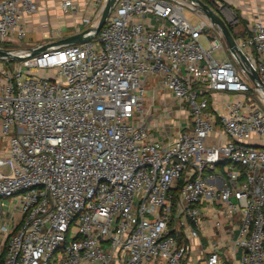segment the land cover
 <instances>
[{
    "label": "built area",
    "instance_id": "obj_1",
    "mask_svg": "<svg viewBox=\"0 0 264 264\" xmlns=\"http://www.w3.org/2000/svg\"><path fill=\"white\" fill-rule=\"evenodd\" d=\"M45 1L0 0V264H187L189 239L228 227L195 264H264L262 20L205 4L244 23L231 34L244 60L195 0H117L89 43L12 49ZM106 2L91 0L73 35ZM57 9L80 16L73 0ZM225 52L237 68L215 58ZM148 82L185 116L171 141L146 126L161 131L168 110L151 94L145 111ZM217 128L224 141L211 144Z\"/></svg>",
    "mask_w": 264,
    "mask_h": 264
},
{
    "label": "crops",
    "instance_id": "obj_2",
    "mask_svg": "<svg viewBox=\"0 0 264 264\" xmlns=\"http://www.w3.org/2000/svg\"><path fill=\"white\" fill-rule=\"evenodd\" d=\"M78 4L80 0H73ZM56 2V1H55ZM226 2L234 9H236L244 19H250L253 20L257 17H259L263 24H264V2H257L256 4H253L252 2H247L245 0H226ZM49 3H54L53 0H46L45 4L40 7V11L37 14H34L30 17H27L24 19L27 31L26 34H30L31 32H34L35 35H38L37 33L38 28L40 26H43L42 24H49V22L52 20H55L56 18L52 15L54 14L49 10ZM60 2L58 1L56 6H58ZM44 6V8H43ZM256 7V8H255ZM57 9V7H55ZM55 10V9H54ZM59 10V9H58ZM72 34H69L67 37L72 36ZM66 37V38H67ZM45 46H36L32 49H37ZM150 86L149 92L146 93V99L145 101V111L149 110L148 113L152 112L153 110L149 109L150 106V98L151 94H153L154 97V110H162V108L167 107V114H165V117L161 119V122L158 124L161 131H158V129H152L150 124L147 122L149 133L152 135L151 137L153 139H156L158 141H171L175 134L178 132V130L183 129L184 125L186 124L185 116L182 114L180 108L174 103L173 99L171 98V95L163 92L160 90L158 84L153 82H148V85ZM160 119V118H159ZM0 130H1V124H0ZM1 136V135H0ZM217 137L218 142L224 141V137L221 136L220 130L217 128L215 134L212 137ZM209 139V143L216 144L213 141V138ZM0 144H3V147L0 146V155L4 149V140L0 137ZM7 211V210H5ZM238 221V216L233 218L232 222L236 223ZM192 228L195 229V226H192ZM225 229V232L228 233V228ZM226 233L223 236L218 237H212L211 235L207 236L205 231L200 232V237L198 240L195 241V239H189L187 241L189 247H190V254L187 257V264H195V259L198 258L197 252H201L203 249L202 247H205L206 242L210 240L211 242H218V243H226L228 240L232 239L231 234Z\"/></svg>",
    "mask_w": 264,
    "mask_h": 264
},
{
    "label": "rangeland",
    "instance_id": "obj_3",
    "mask_svg": "<svg viewBox=\"0 0 264 264\" xmlns=\"http://www.w3.org/2000/svg\"><path fill=\"white\" fill-rule=\"evenodd\" d=\"M54 3H49L50 7L49 10H51V12H53L54 14L52 15L53 17H55V20H51L49 22V24H42L43 26H40L38 28V35H35L34 32H31L30 34H26L24 37V40L20 43V45H14L13 47H11L12 49H24V50H31L33 47L36 46H46L48 43H52V42H58L60 40L65 39L69 34H72L73 32L76 31V29H82L85 24L81 22V18L82 15L85 12V9L89 6L91 0H80L78 2L79 5V9H80V16L79 18L76 19H72L67 15H63L60 10L56 9L55 7L57 2H61L63 0H53ZM56 1V2H55ZM93 1V0H92ZM225 5L229 8V6L227 5V3H225ZM55 9V10H54ZM86 15V14H85ZM84 15V16H85ZM100 15V14H99ZM99 15L97 16V18L95 19V21L93 22V26H96L98 23V18ZM184 15L186 16V18L189 20V22L192 25H196L199 20L194 18L192 15H190L188 13V11L184 12ZM94 17L91 18V21L93 20ZM231 26H234V24H231ZM228 28H231L229 25L227 26ZM215 58L217 59H224L225 55L228 57L229 61L233 64L234 67L237 68L235 61L233 59H231V57L229 56V54L227 52H225V54H214ZM150 86H146V93H148ZM147 98V97H146ZM145 98V101L147 102V99ZM145 105V103H144ZM214 143H218V138L217 137H212ZM1 148L3 147V144H0ZM235 219V217H234Z\"/></svg>",
    "mask_w": 264,
    "mask_h": 264
},
{
    "label": "water",
    "instance_id": "obj_4",
    "mask_svg": "<svg viewBox=\"0 0 264 264\" xmlns=\"http://www.w3.org/2000/svg\"><path fill=\"white\" fill-rule=\"evenodd\" d=\"M117 0H107L106 4L104 5V8L102 10V13L100 15L99 21L96 25L95 28L87 30V31H83L81 33L69 36L63 40L58 41L57 43H55V46H69V45H81V44H85V43H89L91 40H93L99 33L100 29L103 27L107 17L109 16L112 7L114 5V3ZM195 3L198 5V7L200 8V10L202 11V13L206 16V18L209 20V22L214 25L216 28H218L222 35L223 38L228 46V49L231 52H236L239 57L244 60V57L242 56V54L238 51L235 42L233 40V37L227 27V25L225 24V22L219 17L218 14H216L214 11H212L208 6H206L205 4H203L201 1L199 0H195ZM45 47H41V48H37L34 49L32 51V56L38 54L39 52L43 51ZM7 56L6 52H0V56ZM13 60H19V58L17 57H13ZM248 78L250 79L252 85L257 88L258 86H260V81L258 79V76L256 73L251 72L248 75ZM262 91L264 93V88L262 87Z\"/></svg>",
    "mask_w": 264,
    "mask_h": 264
},
{
    "label": "trees",
    "instance_id": "obj_5",
    "mask_svg": "<svg viewBox=\"0 0 264 264\" xmlns=\"http://www.w3.org/2000/svg\"><path fill=\"white\" fill-rule=\"evenodd\" d=\"M201 1L202 3L204 4H207L208 5V0H199ZM243 26H244V23H241L240 25H238L235 29L233 28H228L230 33L233 35V37L237 36L235 32H238V31H241L243 29ZM182 184V181H180V185Z\"/></svg>",
    "mask_w": 264,
    "mask_h": 264
},
{
    "label": "bare ground",
    "instance_id": "obj_6",
    "mask_svg": "<svg viewBox=\"0 0 264 264\" xmlns=\"http://www.w3.org/2000/svg\"><path fill=\"white\" fill-rule=\"evenodd\" d=\"M100 16V15H99ZM95 26H93V28H94ZM50 44V43H49Z\"/></svg>",
    "mask_w": 264,
    "mask_h": 264
}]
</instances>
